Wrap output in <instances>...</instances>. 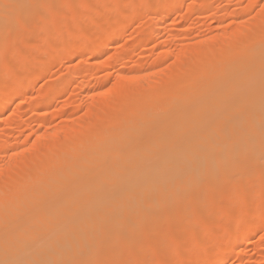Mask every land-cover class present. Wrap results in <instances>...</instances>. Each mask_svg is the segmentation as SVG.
<instances>
[{
	"label": "bare ground",
	"instance_id": "bare-ground-1",
	"mask_svg": "<svg viewBox=\"0 0 264 264\" xmlns=\"http://www.w3.org/2000/svg\"><path fill=\"white\" fill-rule=\"evenodd\" d=\"M54 1L56 0H0V36H3L0 37V40L6 42L7 39L2 38L6 37L8 30L10 31L12 28L11 31L15 32L14 29L17 27L25 23L26 25L31 24L32 21L37 22L39 26L41 25L40 27L44 26L43 33H49L50 29H52L51 32L58 29L57 26L62 22L59 21L58 25L57 20L61 15L57 19L54 17L56 15L53 11L55 10L53 9L55 8ZM108 1L113 3L114 10L107 8L108 17L103 20L101 27L92 20V16L91 19H88L84 13L85 10H90V2L86 0H67L65 2V5H69L71 8L73 5L79 8L78 13L75 12V9V11L73 10V18L69 17L72 18L71 21L76 25V28L72 33L73 43L70 50L66 51L67 56H74L77 53L84 56L91 49L93 53L102 55L107 48L108 38L112 32L115 40L122 37L124 30L120 25L122 18L119 16L126 11L129 12L127 8L131 0H124L123 4H121V0ZM182 1L171 0L167 4L164 3V6L155 4L157 8L142 3L137 9L140 12L143 11L146 17L144 16L143 30L140 28L141 30L138 32L139 41L144 43V40L149 39L152 34H157L156 29L160 20H163L164 15L169 10L172 12ZM259 1H253L249 5L250 7L259 5L260 10L256 17L244 18L247 22L249 21L250 25H244L245 22L241 21L243 13L241 15L234 13L232 25H225L218 34L212 33L205 38L195 39L193 46L186 45L185 48L174 51L175 63L170 69L167 68L169 73L167 72L163 82L159 81L160 77L154 71L160 65L156 59L155 63L150 65L148 72L141 70L144 64L137 72L120 69L122 72L114 82L116 85L113 89L118 94L117 97L115 96L116 98L113 99L114 96L108 92L112 96L109 101L105 95L97 97L98 94L87 100L89 102L88 109H95V113L88 110L85 115L74 118L75 121L72 119L74 123L69 119L72 121V125L66 121L60 126V129H55L54 132L51 130L49 133H39L41 135L38 137L36 135L37 138L29 147L21 146L15 142L18 145L12 148V153L13 151L14 153L9 156L6 168L13 165L19 176L15 177L16 180L10 186L0 188V264H107L106 262L111 258L115 259L114 256L120 259V261L117 258L112 260L114 264H126L125 261H128L127 258L131 257L135 249V253H139H134L135 256L137 255L136 257L132 255L136 258H132V263L141 264L143 252L150 248L158 258L161 257L158 254L159 251H165L161 253L166 257L164 261L169 258L168 262L171 259L169 264L171 262L173 264L176 261L173 262L174 258L172 257L175 256V253H178L179 256L176 246H179L180 239L178 236L177 239L174 237L172 241V236H175L172 234L178 228L182 231L183 226L184 229L190 227L191 223L186 219L184 221L183 218H189L191 211L193 216L190 217L191 220L189 218V221L196 220V216L197 219L199 216L201 217L200 211H197L199 214L195 212L197 208V210L203 208L200 207L202 202L200 196L203 194L199 192H202L204 188L208 190L211 186V188L216 185L224 187L227 183V188L230 190L231 186L236 187L232 188L231 192L234 190V194L238 195L237 190L241 184L258 181L264 170V2ZM123 5L124 8H121ZM192 5L194 7L193 3ZM99 6L104 11L106 2L101 0ZM250 7L245 9L249 11ZM49 11L54 12V18L44 22L42 14L49 13ZM131 12L137 13L133 10ZM202 12L200 11V13ZM188 13L183 14L185 19L188 18ZM34 14L38 15L35 18L37 21L33 20ZM243 15L246 16V14ZM160 16L163 18L160 19ZM28 19H30V23L29 21L27 23ZM87 22L90 25L86 26ZM68 23L71 25L70 21ZM83 24L84 27L89 26L92 33L96 27L99 30L95 29L96 31L92 35L89 32L91 35L89 36L86 33L88 28L84 29ZM69 25L64 26L67 28ZM242 25L244 26L242 27ZM71 26L73 28V25ZM94 26L96 27L93 28ZM20 29L22 30V28ZM55 31L57 32V30ZM9 33L11 32H8L7 35ZM43 33L42 36H46ZM10 36L8 37L10 38ZM24 36L26 37V35ZM59 37L61 38V36ZM50 41L52 40L50 39ZM60 41L59 43H61ZM209 42L213 45H209ZM11 43L13 44V41ZM56 43L54 44L56 45ZM6 45L4 44V46ZM0 53L2 56V52ZM123 53V50L118 51L113 57L118 59L124 55ZM168 53L170 52L166 51L158 55V60L167 58ZM82 68L84 69L81 67L77 72H83ZM88 70L86 67L84 72H88ZM13 83L7 84L0 91V110L4 108L3 104L7 98H10L9 96L12 99L19 98L27 90V85ZM160 84L166 85L164 87ZM63 85L62 83L60 86ZM31 87L29 88L32 90ZM133 87L141 89L137 93L138 95H135L136 92L133 93L135 89ZM46 97H49V94ZM99 98H101V102L104 101L102 98H106L108 103L103 102L104 106L100 107L102 104H99ZM32 101L31 103L34 102ZM86 119H88L87 123L84 122ZM54 135H57V141L52 138L54 141L52 142L50 136ZM3 143L0 144V150L4 149L2 152H6L9 147L5 149V143ZM30 151L38 152L34 153L36 159L33 163L36 167H27L29 159L33 155ZM244 168L246 169L243 171ZM12 171L14 173L15 170ZM241 171H243L242 173L246 171L244 178H241L242 181L240 180ZM5 177L7 176L5 175ZM224 190H227L226 186ZM226 192V194H230L228 190ZM241 195L243 196V194H239V196ZM220 198L223 199V196ZM203 199L205 200V198ZM207 199L209 200V198ZM242 199L244 198L240 200ZM208 200L207 203L213 201ZM218 204L219 202L217 205L215 204L216 207ZM224 205L223 202V210L227 207ZM216 207L214 210L220 211L218 209L220 207ZM241 208L237 209V213L240 211L238 216L247 215V209ZM253 211L256 210L253 209ZM194 216L195 218H193ZM200 217L197 220L199 225ZM240 218L244 220L246 216ZM235 219V221L233 219L231 221L235 224L228 223L229 219L228 221L225 219L230 226L228 225L229 228L226 227L222 231L226 234L223 236L227 239L224 242L230 240L234 247L245 242L246 232L251 231L249 223L244 221L241 223L242 221L238 219L236 225L237 218ZM185 223L186 225L188 223L187 227ZM197 223L195 221V224ZM193 225L194 223H192ZM167 227L169 228L165 232ZM160 230L162 231L160 232ZM207 230L209 236V229L207 228ZM180 231L177 233L179 234ZM167 234V239L171 238L170 242L167 241L168 243H174L175 239L178 240V245L174 246L175 250L171 251L174 252L173 254L169 251L170 247L163 249L162 243L167 240L165 239ZM163 235L164 237H162ZM211 235L213 234L211 233ZM214 235L216 234L214 233ZM182 240L180 243L183 245ZM168 243L167 246H169ZM198 243L199 241L196 245ZM193 244L191 247H195ZM228 244L226 245L228 246ZM200 245L195 248L200 247L201 253L204 254L206 246L203 248ZM161 247L162 249H160ZM195 248H193L194 251ZM226 248L224 245L216 247L218 256H222ZM116 249L120 250L122 254L111 253ZM139 249L145 251L141 253ZM210 252L206 253L210 254ZM195 254L197 253L195 252ZM213 254L207 255L208 257L204 258L205 262L203 258L201 259L204 264H223L218 256ZM147 255H144L143 259ZM123 256H127V258L124 259ZM139 258L141 261H138ZM148 258L154 259V256ZM153 259L151 260L152 264L154 261L163 262L161 259L164 258ZM198 259L195 260L198 261ZM144 261L146 262V260ZM187 261L189 260L187 259ZM129 262L127 263L129 264ZM151 262L149 261V263ZM191 262L193 263L192 260Z\"/></svg>",
	"mask_w": 264,
	"mask_h": 264
},
{
	"label": "rangeland",
	"instance_id": "rangeland-1",
	"mask_svg": "<svg viewBox=\"0 0 264 264\" xmlns=\"http://www.w3.org/2000/svg\"><path fill=\"white\" fill-rule=\"evenodd\" d=\"M66 1L67 0H56V1H54V3H55L54 7L55 8H53V9H55V10H53V11L55 13L53 11H49V13L47 12V13L42 14V16L44 15L43 16V20H45L44 22L51 20V18H54V17L57 19L61 15L60 19L57 20L58 25L60 22H62L59 26H57V28L59 30L54 29L53 32H51L52 29H50L49 33H43V27L44 26L40 27L41 25L39 26L37 24V22L35 23L32 21L31 24H27L28 26L31 25L30 28H28L26 23L23 24L26 26H23V25L20 26L19 25L20 27H17L16 28L17 30L14 29L15 32L14 31L12 32L11 31L12 28H11L10 31L8 30V32H11V33H9L7 35L8 32H6V37L2 38V39L6 38L7 41L5 42V40H0V42H1L0 45H2V46H0V48H1L0 52H2V54H3L1 56V53H0V58H1L0 59V91L3 90L7 86V84H12L13 82H14L13 84H25L28 86V87L26 86L27 90L25 91V93L22 94V96H20L19 98L12 99V97L9 96L10 98H7L8 100L6 99V101L3 104L4 108H2V110H0V140H1L0 144L2 142H4L5 143V149L7 147H9L6 149V152L5 151L2 152L4 149L0 150V167H1L0 168V172H1V174H0V188L5 187V186H10L11 184H13L12 182H14V180H16V178L19 176V174L16 171V167L13 168V165H12V167L10 166V167L6 168V164L9 161L8 160L9 156H11V153L13 150L12 148H14V146L18 145L15 142H18L19 145H21V146L27 145L26 147H29L32 145V143L35 141V139L39 135L49 133L51 130H52V132H54L55 129H60L61 128L60 126L65 124L66 121H67L66 123H68L69 125L70 124L72 125L75 121L74 118L76 119V118L80 117L81 115L83 116L87 113L88 110H90V109H88L89 108V106H88L89 102L87 100H90L89 97L91 99H92V97L94 98L95 94H98V95H96L97 97H103L105 95L108 99L107 101H109V99H112L111 98L112 96H114L113 99L116 98L118 96V94L116 92H114L115 90L113 91L114 86L116 85V84L114 85V82L118 79V76L122 71H136L137 72V71H140V69H141L140 66L144 64L143 65L144 67L141 70H143V72L144 71L148 72L150 70V65L155 63V59H156V62L157 61L160 62V65H159V67H156L155 70L154 69L153 70L155 71L156 75L158 77H160L159 81L163 82L165 80L164 77L166 76L167 72L169 73V69L175 63L176 58L174 55V51H177L178 49L180 50L183 47L185 48L186 45L188 47H190L192 44L194 45L195 39L198 40L199 38L202 39V37L205 38V36H208L212 33L218 34L220 30L222 31V29L224 28L225 25L226 26L232 25L231 22L233 20L232 16L234 13H238V14L240 13V15L242 13L246 14V16L242 14L241 21L245 22V23H243L244 25H246V24L248 25L249 21L247 22L246 19H249V18L251 19V18L256 17V14L260 10L259 5L258 6L253 5L251 7L249 6L253 1H256V0H183L182 2H180L178 4V6H176L172 10V12H171V10H169L170 12L168 11V13H166L164 15L165 19L163 18V16L162 17L160 16V19L163 18V20H160V22H159V26L156 29L157 34H152V36L149 39L144 40V43H143V42L139 41V33L138 32H140V30L145 26L143 24L145 22V18H144L145 13L143 11H141V12L138 11L139 6H141V4L144 3L147 6H153V7L155 6L157 8V5L161 6L163 4V6H164V3L167 4L171 0H158V1L157 0H131V3L128 5L129 7L127 8V6H126V8L129 10V12L126 11V12H124L123 15L121 14L119 16L122 18V21L120 20L121 22L120 21L119 22L121 23L120 25L123 27V30H124L122 37H120L119 40H115V38L113 36L114 34L112 32L110 34L111 36H109V38H108L107 48L102 53V55L93 53L92 49H91L84 56H81L79 53H77L74 56H67L68 53L66 51L70 50L69 48L71 47V45L73 43L72 33H74V29L76 28V25H74L72 23L73 21H71L73 18L72 14L74 13L73 12L74 9L76 10V11L75 10L74 11L78 13L77 10L79 8H77L76 6H75L76 7L75 8L74 5L72 6L73 8H71V6L69 7V5H65ZM86 1L90 2L89 3L90 4L89 9L90 10L87 9L84 11L85 15H87V18L91 19L93 17L92 20L96 21L97 24L99 25V27L103 26L102 22L106 17H108L107 16L108 10H111V9L114 10L113 3H111L110 1L107 2V0H104L106 2V9H103L104 11H102V8L99 6V3L101 0H86ZM92 1H94V2H92ZM203 1H205V3H203ZM247 1H249V2H247ZM260 1L262 3L264 2V0H260ZM120 2H122L121 4H123L124 0L123 1L121 0ZM188 3H189V5H188ZM192 3L194 4V7H193ZM206 3H208V4H206ZM155 4H157V5H155ZM197 4H199L200 6H198ZM205 4H206V6H205ZM63 5H65V6H63ZM98 6H99V8H98ZM246 6L248 8L250 7L251 11L250 10L247 11L245 9V8H247ZM190 7H192V8H190ZM107 8H108V10H107ZM121 8H124V5ZM130 8H132V9H130ZM131 10H133L134 12L136 11L138 14L137 13L133 14L131 12ZM200 11H203V12L200 13ZM100 12H102V13H100ZM244 12H246V13H244ZM247 12H249V13H247ZM53 13L56 15H54ZM185 13L186 14L188 13L190 15V16L188 15L187 19H185V17H184ZM53 15H54V17H53ZM74 15H76V14H74ZM94 15H95V17H94ZM31 16H33V15H31ZM36 16L38 17V15H36ZM36 16L34 14V18L32 17L33 20L35 18H37ZM69 17H72V18H69ZM131 17H132V19H131ZM32 18H30V19L32 20ZM244 18H246V19H244ZM30 19L27 20V23ZM68 19H70V20H68ZM34 21H37V19H35ZM69 21H70V24L73 25V28L71 25H69V23H68ZM88 22L86 24L85 23L84 24L87 26L89 24ZM29 23H30V21H29ZM84 24H83V27H84ZM64 25L65 26L69 25V26L66 28ZM244 25H242V27ZM59 27H61L62 29ZM95 27L96 26H94L93 28H95ZM20 28H22V30ZM86 28H88L87 29L88 31H86V33L89 36L94 34V32L96 31L95 29L99 30V28L96 27L95 29H93V33H92L91 32L92 30L89 28V26L84 27V29H86ZM40 29H42V30L40 31ZM35 30H36V32H35ZM55 30H57V32ZM62 30H64L65 32ZM41 32L43 34H45L47 36V38L44 35H43L44 36L43 37ZM58 32H59V35H58ZM89 32L91 33V35ZM39 33H40V35H39ZM52 33H55V34L57 33V35L52 34ZM9 35H11L10 38L8 37ZM24 35H26V37ZM155 35H156V37H155ZM53 36H55V37H53ZM59 36H61V38ZM0 37H3V36L1 35ZM49 37H51V38H49ZM62 38H63V40H62ZM50 39L52 41H50ZM44 40H46V41H44ZM58 40L59 41L61 40L60 41L61 43H59ZM12 41H13V44L11 43ZM44 42H47V43H44ZM51 42H53V43H51ZM6 43H7V45H6ZM39 43L40 44L44 43V44L40 45ZM54 43H56V45ZM4 44L6 46H4ZM211 44L212 43H210L209 45H211ZM18 45H19V47H17ZM60 45H61V47H60ZM30 47H31V49H30ZM119 48L123 50L124 55L118 59H115L113 57L114 54H116L118 51H122ZM124 48H125V50H124ZM28 50L31 53H28L29 52ZM127 50H128V52H127ZM166 51L170 52V53H168V56H166L167 58H164V60L163 59L158 60L157 56L165 53ZM40 52L44 53L45 56H44V54H41ZM172 52H173V54H172ZM37 54L38 55L40 54V55L38 56ZM46 54H47V57H46ZM62 55H63V57H62ZM169 56H171V57H169ZM14 57H15V59H14ZM3 60H4V62H3ZM108 60H110L111 63ZM47 61H49V62H47ZM106 61H108L109 63L107 62L108 63L107 64ZM150 62H152V63H150ZM127 63H129V64H127ZM113 64H116V65L113 66ZM101 65H103V66H101ZM72 67H74V68H72ZM81 67H84V69H86V67H87V70L89 69L88 72L85 71L86 72V74H85L83 68H82L83 72L82 71L77 72V71H79V69ZM168 67H169V69H167ZM120 69H123V70L121 71ZM6 71H7V74H6ZM71 72H75V73H71ZM83 74H84V76H82ZM111 82H113V83H111ZM62 83L64 85L60 86ZM65 83H67V84H65ZM160 85L163 86L164 84H160ZM165 85H164V87H165ZM29 87H31L32 90ZM135 87H133V89ZM28 89H29V91H28ZM136 89H138V88H135L133 93L136 92L135 95H138L137 93L141 89H138V90H136ZM108 92H110L112 96ZM48 94H49V97H46V96H48ZM109 95H110V98H109ZM100 99L101 98H99V100ZM102 99L104 101L101 102V100H100L99 104H102L103 102L105 104L108 103L105 100L106 98H102ZM31 100H33L34 102L32 101L33 103H31ZM38 103H39V105H38ZM36 105H38V106H36ZM103 106L104 105L102 104V106H100V107H103ZM57 111H58V113H57ZM91 111H93L94 113L96 112L95 109L90 110L89 112H91ZM69 119L70 120L73 119L74 120V121L72 120L73 123ZM13 120H15V121H13ZM86 120H84V122L87 123L88 119H86ZM39 133H41V134H39ZM36 135H37V137H36ZM52 138L55 141H57V135L56 136L55 135L50 136L51 140L50 139H48V140L54 142ZM9 149H10V151H9ZM30 152H31V155L32 154L33 155H32V157L30 155L32 160L29 159L30 161L28 162L27 167H29V168H31L32 166L36 167V165L33 163V162H35V159H36V157H35L36 155H34L35 152L34 151L33 152L30 151ZM13 153H14V151H13ZM37 153H35V154H37ZM17 157H19V156L17 155ZM4 164H5V166H4ZM10 168H12V169H10ZM13 169L15 170L14 173H12ZM245 169L246 168H244L242 170L244 171ZM243 171H241L240 180H241V178L242 179L244 178V174L246 175V173H245L246 171L244 173H242ZM18 172H20V171L18 170ZM5 175L7 177H5ZM261 175L262 176H260V178H258V181L256 180L255 183H251V184L249 183L250 185L248 184V182L245 183L248 185L241 184L242 186L240 185V187H238L240 190L236 189L238 192V195L236 193H235L236 195L234 194V192H235L234 190H233L234 192L233 191L231 192L232 188H236V187L231 186V190H230V188H227V185H228L227 183L225 184V186H226V189L228 190V193H230V194H226L227 190H224L225 186L222 187L220 185H219L220 187L216 185L217 186V187L215 186L216 188L215 187L211 188L212 187L211 186L210 189H208V190H206V188H204L202 190V192H199L200 194H203L202 196H200V197H202V199H200V200H202L200 207L201 208L203 207V208L201 210H197L198 209L197 208L195 212L200 211L199 212L201 215V217L199 216L201 219L200 225L197 223V220L199 219V217L197 219V216H196V218H195V216L193 217L196 220H194L192 218L193 221H189V218L193 216L192 211H191L189 218H187V217L183 218L184 221L186 219L187 222L191 223L190 227H188V229L186 228L187 229L186 230V229H184L185 227L183 226V230L181 229L183 231L182 232L179 230V228L176 229L175 228L176 226H175L174 228L177 231L175 230V232H173V234H172V232L170 233L169 231H167V233L169 232L172 235L175 234V236H172L173 239H171V238L167 239V236H168V234H167L166 238H165L167 240L166 241L164 240V243L166 242L165 245H164V243H162V245L164 246L163 249H165V247H167V248L170 247L171 249L169 248V251L171 252V251L175 250L174 246L178 245V242H179V246L182 245L180 243V240H182L184 238V240H182V243H184L185 245L183 244L180 248H179V246H176L177 247L176 249H178V250L180 249V251L176 250V252H179V256H178V253L177 254L175 253V256L173 255L174 257H172V258H174L173 262L176 261L178 263V261H179L178 264H195V262H197L196 264H204L205 259L208 257L207 255H211L215 252V254H213V255L218 256V254L216 253V247L218 248L220 245H224L225 247H227L226 251H228L227 252L228 255L226 254V251H225V253H223L222 256H218V258L220 259V262L223 264H264V170H263ZM6 178H8L9 180ZM245 180H246V178H245ZM241 181H239V182L241 183ZM243 182H245V181H243ZM231 185H233V184H231ZM210 190H212V191H210ZM215 191L216 192L218 191V192L216 193ZM243 191H244V193H243ZM219 193L222 195H220ZM223 193H225L226 195L224 194L225 195L224 196ZM239 194H243L244 197L242 195L239 196ZM221 196H223V199L220 198ZM237 196L240 198H236ZM203 198H205V200H206V198H209V200L207 199L208 201H210V200H213V201H210L207 203V200L205 201ZM241 198H244V199L240 200ZM203 202H205L206 204L205 203L203 204ZM218 202H219V204L216 207ZM223 202L225 204L224 206H227V207H225L226 211L223 210L224 209V207H222ZM246 202H247V204H246ZM211 203H212V205H211ZM238 204H239V206H238ZM235 206H237L238 208L245 207V210L247 209V211H246L247 215L245 214L243 216H238V214L240 215V211H238L239 213H237L238 208ZM215 207L216 208L220 207V208H218V209H220V211L214 210ZM221 207H222V209H221ZM253 209L256 211H253ZM222 210L224 211V213ZM241 210H243V208H241ZM231 211H232V213H231ZM199 213L197 212V214H199ZM225 213H226V215H225ZM227 213H229V214H227ZM193 214H195V213H193ZM245 216H246V219L244 218ZM239 217H243L244 220H241L242 218L239 219ZM235 218H237L236 225L238 224V219H239L242 221L241 223H243V221H244V222L249 223V225L251 226V229H250L251 231H248V233L246 232V235H245L246 241H247V242L245 241L246 244H245V242H241L236 247L233 246L232 241H230V240L225 243L224 240L227 241V239H226V237L223 236L225 233H222V231L224 229H226V227H228V225H229L226 223L228 221V219L230 221V222L228 221V223H231L232 219L234 221L236 220ZM225 219L227 221H225ZM190 220H191V218H190ZM195 221L197 224H195ZM180 222H181V220H180ZM176 223L178 224V222H176ZM192 223H194L193 226H192ZM239 223H240V221H239ZM226 224H227V226H226ZM231 224H235V222L231 223ZM185 226L187 227L188 223H187V225L185 223ZM179 227L181 228V225ZM206 227L209 229V236H208V233H207L208 230ZM168 228L169 227L165 228V232H166V229L168 230ZM228 228H227V230H228ZM161 231L162 230H160V232ZM178 231L181 232V233L179 232L180 235L177 233ZM210 231H212V232H210ZM211 233L213 235H211ZM214 233L216 235H214ZM220 233H221V235H220ZM176 234H177V236H176ZM159 236H160V234H159ZM162 237H164V235ZM174 237H176V239L178 237L180 240L178 241L175 239L176 243L175 242L174 243L173 242H171V243L167 242V241L170 242L171 240L173 241ZM217 237L219 238V240ZM206 239H208V240H206ZM198 241H199V243L196 245V243ZM167 243L169 246H167ZM189 243H191L190 247H189ZM203 243H205V244H203ZM192 244L195 245V247L199 246L200 244H202L200 246H202L203 248L206 246L205 247L206 250H205L204 254L201 253L202 251H201V249H199L200 247L199 248L191 247ZM226 244H228L229 247ZM210 246H213V247H210ZM184 247H186V248H184ZM188 247H189V251L187 249ZM193 248H195V251L193 250ZM160 249H162V247ZM190 249H191V251H190ZM116 250L111 251V253L114 252V254H117V253L120 255L122 254V253H120V250H118V249H116ZM142 250L145 251L144 249H142ZM202 250H204V249H202ZM209 250L210 251L212 250V252H210ZM143 251L140 250L141 253ZM146 251L143 252V256L141 258V260H143V261H141L140 258L138 260V261H141V264H144V263L145 264H147V263L152 264L151 260L153 258H151V259L148 258V257H152V255L154 256L153 260H158L159 258H164V259H161V261L163 260V262L159 261L161 264H164V263L169 264V262L171 261V259H170V261L168 262L169 258H167V260H166L167 262L164 261L166 259V257H164L163 256L164 254L162 255L161 253H164L165 251H162V250H161L162 252L159 251L160 253H158V254L161 256L159 258L154 255L155 253H153L151 248H150V250L148 249L147 252ZM197 251H199V252H197ZM207 251L210 252V254L206 253ZM135 252H136V249H135ZM135 252L134 251L132 252L131 257L127 258V256L126 257L123 256L124 259L127 258V260H128V261L124 260L126 264H128L127 262H129V261H131V262H129V264L134 263V262L132 263V261L137 256V255L136 256L134 255ZM166 252H167V249H166ZM195 252L197 254H195ZM138 253H135V254H138ZM169 253H167V254H169ZM171 253L173 254L174 252H171ZM146 254H148L147 257L145 256L146 258L143 259L144 255H146ZM112 255H111V257H112ZM132 255L135 257H133ZM165 256H167L166 253H165ZM168 256L171 257L172 255L171 256L168 255ZM176 256H178V257L181 256V258L177 257L175 259ZM199 256H200V259H198ZM224 256H226V257H224ZM114 257H115V259L117 258V256H114ZM120 258L122 260V257H120ZM129 258H130V260H129ZM155 258H157V259H155ZM193 258H194V260H193ZM202 258H203L204 262H203V260H201ZM115 259L114 258H111V260L107 259L108 262H106V263L107 264H112V263L114 264V261H112V260H115ZM117 259L120 261L119 257ZM177 259H179V260L177 261ZM187 259L189 261H187ZM195 259H198V261H196ZM144 260H146V262ZM184 260H186L187 262ZM191 260L193 261V263L191 262ZM149 261L151 263H149ZM117 262H115V263H117ZM160 263H158V261L153 262V264H160ZM175 263H173V264H175Z\"/></svg>",
	"mask_w": 264,
	"mask_h": 264
}]
</instances>
